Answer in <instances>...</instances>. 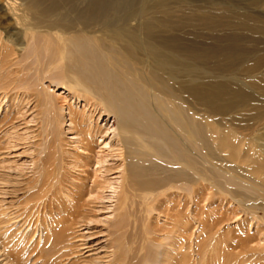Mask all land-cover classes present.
I'll list each match as a JSON object with an SVG mask.
<instances>
[{"label": "bare ground", "instance_id": "obj_1", "mask_svg": "<svg viewBox=\"0 0 264 264\" xmlns=\"http://www.w3.org/2000/svg\"><path fill=\"white\" fill-rule=\"evenodd\" d=\"M71 1L0 0V108L3 104L8 108V111H3L0 124L7 121L11 124L13 116L9 110L13 108L17 95L23 89L27 98L33 99L35 107L44 109L46 116L42 127V151L32 160L35 169L32 170L31 177L15 181L10 176L0 175V264H28L27 258L21 256L22 252L18 249L20 246L24 247L28 237L17 233L22 227H28L31 235L39 232L33 247H36L34 250H39L41 256L36 261L41 259V264H69L70 258L75 254L72 249H88L87 245L74 243L75 240L83 242L85 239L83 236L74 237V227L89 220L83 216L82 211L87 203L81 204L84 201V192L87 191L83 192L80 188L82 180L79 177L68 180L66 160L57 155L58 151H63L61 130L67 123L78 138L79 148L85 153H78L81 155L75 161L74 166L79 170L85 171L90 166L85 160L93 159V145L97 136L104 135L106 138L110 134V141H104L105 146H110L112 151H116L123 158L125 179L120 187L123 197L119 199L117 220L115 218V224L107 231V245L113 250L111 257L115 264L222 263L221 258L218 259V255L213 253L212 246H206L204 254L200 253L197 243L201 234L198 236L199 231H195L199 225H190L197 219L194 208L192 209L195 213H191L194 214L191 219H194L189 222V217L185 224L183 218L180 220L178 216L176 220L174 217L177 215L168 213V208L172 205L170 201L171 205L167 204V211L164 210L163 213L168 223L161 229L162 234L150 222L156 210L153 203L161 196L165 199V192L169 193L167 187L178 189L173 185L175 179L179 181L189 176H197L195 166L188 160L186 147L188 144L195 146L198 143L200 129L187 120L183 107L179 104L182 107L180 108L173 101L184 93L192 100L206 102L212 107L214 104L226 103L220 109L233 107L237 101L225 99L224 86L202 88L197 85L195 74L203 70V66L186 60L184 48L176 40L169 39L166 35L168 29L163 28L164 22L158 19L156 21L155 14L154 17L150 14L152 11L141 9V20L138 24L130 23L127 16L124 23L122 22L123 25L119 19L122 25L119 26L117 23L102 21L105 16L112 17L120 13L112 7L111 0H83L86 6L80 11L71 7ZM61 10L66 13H62L64 16L59 18ZM68 17H71L70 21L65 22L64 19ZM14 30L23 34L27 45H30L31 55L30 51L27 54L31 56V60L25 56V63H22V59L20 61L24 44L14 41L11 34ZM26 48L29 49L28 46ZM23 55L25 54L22 57ZM190 56L189 59L198 57L194 48ZM256 64V61L249 63L248 68ZM11 67L15 70L10 69ZM25 71L33 72L32 78L25 79ZM184 74L188 77L184 79L188 82L187 86L181 80ZM51 75L58 86L61 85L73 94L72 98L82 101V110H74L72 104H65V98L60 100L61 98L51 94L50 88H46L41 82ZM32 88H35L34 91H31ZM60 101L65 102L59 104ZM239 101L242 100L239 98ZM102 114L113 115L118 129L111 127L102 131V128L95 125ZM96 117H99L98 120ZM168 163L174 166L173 171H170L172 174L167 172L168 175L161 176L167 170L165 165ZM187 182L191 188L187 187L189 189L186 192L185 189L181 190H184L185 195L190 191V197H186L192 204L197 205L198 201L192 194V185L196 183ZM99 187L97 185L96 188ZM95 189L91 190L92 194ZM186 197L184 198L187 199ZM136 199L140 200V211L147 214V218L133 223L128 218L135 211L131 209H135ZM169 220L173 223L170 224ZM14 225L21 227L14 229ZM255 237L258 238L257 235ZM225 238L229 240L226 235ZM242 239L241 242H236V247L245 250ZM16 241L20 242L18 247L15 246ZM229 244L223 246L224 250L230 249L232 252ZM258 254L264 255L263 252ZM228 262L229 260L227 264L230 263Z\"/></svg>", "mask_w": 264, "mask_h": 264}, {"label": "rangeland", "instance_id": "obj_2", "mask_svg": "<svg viewBox=\"0 0 264 264\" xmlns=\"http://www.w3.org/2000/svg\"><path fill=\"white\" fill-rule=\"evenodd\" d=\"M121 2L122 0H111L112 7L120 13L112 17H110L111 15L103 17L102 21L105 20L103 22L117 23L120 26L125 19L129 18L130 23L136 25L141 20V9L152 11L150 14L153 17L155 14V20L164 22L166 28H163L168 29L166 35L169 39L176 40L184 48L186 60L194 65L203 66V70L195 74L197 85L202 88L215 85L224 86L225 99L237 101L235 106L225 109L220 108L226 103L214 104L212 107L206 102L192 100L186 93L180 94L179 99L173 101L175 105L179 106L180 104L183 107L179 106L184 110L187 120L195 123L200 129L198 143L195 146L188 144L186 147L188 160L191 165L195 166L197 176L186 177V180L179 179V181L182 180L181 184L175 183L179 182L178 179H175L173 185L177 186L179 190L185 189L186 192L187 189L191 188V185H187V181L196 183L192 185L195 192L192 194L198 202L197 205H194L186 197L188 195L190 197V191V194L187 192L188 195H185L184 190L181 192L178 189L174 190L167 187L166 190H169V193L165 192V199L164 196H161L158 198L160 202L157 200L153 203L156 210L151 216L150 223L154 224L152 225L154 229L162 234L161 229L167 222V218L163 214L167 211L165 210L168 208L166 207L167 204L169 206L172 203L168 208V213L177 215L175 217L171 215L176 220L183 218L185 220L183 223L191 219V216L194 215L191 213L196 211L197 219L190 225L194 223L195 226H200H197L195 231H199L198 236L201 234L198 238L199 244L197 243L201 254H204L206 246L208 248L212 246L213 253H216L218 259L221 258L220 260H222V263L216 264H227L228 260L229 264H234V261L235 264L237 262V264H256V262L264 264V255L260 254L262 257L257 255L260 252L264 253V0H123ZM70 4L75 11H80L86 6L83 4V0H72ZM60 13L59 18L64 16L63 14L66 12L61 10ZM135 14L138 15L137 18ZM70 18L64 19L65 22H69ZM11 34L16 43L24 44L20 61L22 59L23 62H21L25 63L26 57H30L29 60H31V56L28 55L29 51L31 55V48L29 44L27 45L26 37L17 30L12 31ZM27 46L29 49L26 48ZM193 48L197 51L198 57L189 59ZM22 54L25 55L22 57ZM255 61L257 64L248 68V64ZM13 67L16 68V66ZM11 71L9 72L12 73L13 71ZM21 73L23 74V72ZM31 74L33 72L25 71L23 75L27 77L22 76V78L30 79L32 78ZM47 77L41 82L45 84L46 88H50L54 97L61 98L60 100L65 98V104H72L74 110L80 111L84 108L82 101L75 100L72 98V93H69L61 85L58 86L52 75ZM185 78L188 79L184 74L181 80L186 84L183 85L187 86L188 82L187 80L184 81ZM34 89L32 88L31 91ZM25 93L23 89L17 95L13 108L9 110L13 116L11 124L8 121L0 124V175L10 176L15 181H22L31 177L32 170L35 169L32 160L42 151V138L44 137L42 133L46 117L44 109L35 107L33 99L27 98ZM239 98L242 101H239ZM65 101H60L59 104ZM64 108L67 109V107ZM6 110L8 111V108L3 104L0 108V119ZM65 114L67 115L66 111ZM98 118L96 117L97 120ZM98 123L95 125L102 128V131L111 127L118 129L117 120L113 115L102 114ZM61 131L63 151H58L57 155L66 160L65 168L68 180H74L77 177L82 180L80 188L83 192L84 190L87 192H84V201L81 204H88L84 205L82 211L84 212L83 216L89 219L86 223L79 220L80 225L74 227V233H76L74 237L81 238L83 236L85 238L83 242L75 240L74 243L87 245L88 249L84 251L72 249L75 254L70 260H73V263L70 260L68 263L115 264L111 257L113 250L107 245V231L110 230L115 218L117 220L119 199L123 197L120 188L124 182L123 179H125L123 176L125 175L123 158H120L116 151H112L110 146H105V143L110 141V134L107 135L109 138L103 137L104 135L97 136L93 145V159L85 160L90 166L85 171L84 169L79 170L74 166L75 161L80 157L79 155L85 153H82L79 148L78 138L71 131L68 123L63 125ZM171 165L173 164L165 165L167 170L163 173L160 172L161 176H166L164 174L168 175L173 171L174 166ZM97 185L100 186L98 189L96 188ZM94 189L95 193L92 194L91 190ZM176 193L177 195H175ZM166 196L172 197H168V199ZM8 201L10 200L8 199ZM136 201L135 209H131L135 211H133L131 218H128V221L133 223L142 218H147V214L140 211V203L138 202L140 200L136 199ZM171 209L172 211H170ZM235 212L240 214L239 217ZM182 215L186 217H182ZM171 221L170 224L173 223ZM189 222L187 223L189 224ZM238 223L240 224L238 225ZM15 227L20 228L21 226H12L14 229ZM27 228L22 227L17 232L28 236L25 240L27 244L25 242L24 247L20 246L18 249L22 252L21 256L27 258L28 264H41V259L36 261L38 256H41L39 250H34L36 247H33L34 240L39 237V232L31 235V231L28 232L29 228ZM207 228L208 231H205ZM214 231H218V234ZM210 232L211 236L208 234ZM225 235L231 242H228L229 240L225 238ZM256 235L258 238L255 237ZM240 236H248L251 239L248 237L242 239ZM234 238L235 240H233ZM241 239L243 247H246L245 250L236 247ZM223 242L230 243L231 250H235L232 252L230 249L225 251L223 246L226 244ZM19 244L20 242H15V246L18 247ZM233 244L235 245L233 246ZM40 246L42 247V238Z\"/></svg>", "mask_w": 264, "mask_h": 264}]
</instances>
